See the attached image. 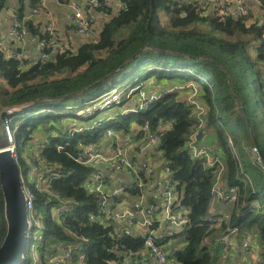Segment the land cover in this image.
Listing matches in <instances>:
<instances>
[{"label":"trees","instance_id":"16d2710c","mask_svg":"<svg viewBox=\"0 0 264 264\" xmlns=\"http://www.w3.org/2000/svg\"><path fill=\"white\" fill-rule=\"evenodd\" d=\"M7 1L0 0V14L7 8ZM23 1L16 16L24 21L33 37L46 39L44 29L32 20H24L25 14L31 13L41 0H28L27 4ZM118 1L126 10H106L107 21L101 30H96V37L86 38L76 49L67 47L62 53L54 48L45 49L44 53L49 55L46 63L36 59L38 48L30 64L16 59L13 52L8 53L3 47L0 25L3 84L0 105L26 107L9 118L7 129L0 124V131L5 133V138L6 132L10 134L25 189L34 196L35 210L44 215L43 242L37 257L41 264H49L60 246H65L71 249L73 257L66 264H80L81 256L85 258L84 264H143L141 261L150 254L145 238L139 232L120 230L113 222L103 221L100 200L87 188L94 170L75 159L84 146L97 147L109 129L126 135L133 125L141 126L147 121L152 131L161 122L171 123L161 138L158 152L170 174L168 182L177 190L175 209H184L190 219L183 234L168 240L157 239L164 246L169 241L186 242L172 256L175 264H217L224 246L218 243L213 249L205 241L222 237L228 226L238 228L239 240L246 235L255 236L261 248L259 253L264 257V213L250 207L255 201L264 205V171L249 153L254 138L264 152V22L253 13L246 18L223 20L216 15H205L198 6H181L178 0ZM260 2L264 4V0ZM162 15L167 18V24L162 21ZM55 42L62 43L58 33ZM107 77L101 85L86 90ZM119 79L124 80L128 91L137 90L130 101L117 107L119 114L114 119L118 121H105L102 130L99 122L90 127L89 122L80 127L81 131L70 123L69 118L90 121L71 114V101L81 106L102 98L115 89ZM151 80L183 87L193 84L200 90L198 100L205 108L201 132L213 142L225 165V186L228 189L239 186L241 202H247L241 217L233 213L221 228L208 230L206 224L212 215L210 191L215 175L203 160L192 158L187 150V142L197 127L195 112L187 106L181 92L166 94L146 109L134 107L133 99ZM123 108L136 112L122 115ZM39 133L46 135L39 147L42 165L33 166L24 155ZM45 171L49 178L39 182L40 174ZM43 187L59 195L70 210L53 215L54 208L62 203L40 191ZM140 194V189H130L112 202L116 205L124 198L134 203ZM118 230L123 232L121 239ZM6 235L0 186V247ZM31 261L32 253L28 251L22 264Z\"/></svg>","mask_w":264,"mask_h":264},{"label":"built area","instance_id":"2783aa9c","mask_svg":"<svg viewBox=\"0 0 264 264\" xmlns=\"http://www.w3.org/2000/svg\"><path fill=\"white\" fill-rule=\"evenodd\" d=\"M49 1L51 0H41L39 5L32 9L31 16L47 14L50 18L51 16L47 11V4ZM56 1L60 5L66 6L67 20L75 33L88 39H93L97 35L95 28L96 16H105V11L108 9L117 12L126 10L124 5L119 1L112 3L109 0H69L68 2L64 1L63 4L60 0ZM178 1L181 6H198V3L200 2V0ZM252 1H254L260 8V19H264V4L261 3L260 0ZM200 10L205 15H216L223 20L231 17L246 18L252 13L246 0H205V3ZM24 20L26 21L28 18ZM45 33L47 35L46 39H40L38 37L33 38L39 51V55L36 56V59L42 63H46L49 60V55L44 53L45 49L54 48L60 53L67 49V46L62 43L55 42L57 28L52 18L46 26ZM27 34L28 30L24 21L20 20L16 14H14L12 16V28L10 30L11 38L15 42L22 44L24 43ZM13 56L16 59L23 60L29 64L34 61L27 51L23 49L14 50ZM195 87L196 86L193 84H190L187 87H171L159 92L157 95H152L149 99L144 98V92H138L137 96H141L142 101H139L135 106L146 109L150 104L157 102L166 94L175 92L179 93L191 89V93L187 97L186 102L187 106L195 112L197 127L187 142V150L192 158L203 160L205 166L214 171L215 180L210 191L212 201H215V204H229L231 206V212L228 217L214 213L209 217V222L206 226L209 231H212L213 229L221 228L226 220H230L233 213L238 217H241L243 215L242 208L247 202L245 200L241 202L239 186H233L230 189L225 186L223 179L225 165L216 154L213 142L210 140L199 142L197 140L198 134L204 127L203 115L205 113V108L198 100ZM136 90H130L128 92L123 90L119 92L117 89H113L102 98L82 104L79 107L77 116L92 120L97 113L115 110L124 102L130 101ZM24 108L26 107H17L15 111L20 112ZM131 112L136 111L126 108L121 110L122 115H128ZM114 118L115 117H110L109 119L116 120ZM8 122L4 124L6 128ZM97 123L98 121H95L93 126ZM170 127L171 123L161 122L157 129L152 131L151 124L147 121L141 126L133 125L131 132L126 135L109 129L105 135L108 139H113L115 144L109 148L107 152H101L95 146H84L75 159L78 163L94 170L88 178L87 188L100 200L99 209L103 216V221L113 222L120 230L136 228L139 234L141 232L145 233V247L150 255L153 256L156 264H175L172 256L175 255L176 251H169L168 253L167 248L164 245H161V243L158 244L157 239L168 240L174 238L176 235L183 234L190 223V219L187 217L184 209H175L177 190L173 183L168 182L161 191V216L166 227V230L161 236H158L155 229V226L159 223L156 216L157 211L153 206L147 203L146 187L151 181L154 165H160L161 170L167 179L170 175L166 167L163 165V160L160 158L158 152L161 138L165 131L169 130ZM81 130L82 128L79 129V131ZM124 137L125 139H123ZM144 137L150 138V148L146 152L142 162H134L128 156L129 150L132 148L131 146ZM230 145H232L231 141ZM148 153L151 155L148 156ZM251 155L254 162L264 171V162L254 148L251 149ZM14 157L16 159V155H14ZM30 158L33 166H36V164L40 165L42 162L40 152L39 154L31 155ZM122 174H129L131 177L130 181L127 183L119 182V176ZM48 178L49 176L45 171L40 174L39 182ZM246 179L251 183V179L248 176H246ZM23 186L27 197V213L30 227L27 252L30 251L32 253V261L30 264H41L40 259L37 257V252L43 242L44 215L35 210V207L33 206L34 196L26 191L24 182ZM130 189L141 190V194L134 203H130L123 198V200L116 205L113 204L112 200L121 198ZM40 191L53 195V197L57 198L62 203V198L57 194L51 193L47 188L43 187ZM64 204L62 203V205L55 207L53 215H61L68 212L70 207H65ZM250 207L252 210L264 213V205H260L258 201L252 202ZM120 230H118L119 239H121L123 235V232ZM238 235L239 232L236 226H228L225 235L220 238H215V240H212L214 238L208 239L205 241V245H210L213 249L217 248L218 243L219 245H223L222 258L229 261L233 260L239 254V248L245 252H254L256 255L259 253L257 245L258 240L255 236L246 235L239 240ZM72 259L71 249L66 248L65 246H60V251L55 257L49 260V264H66L70 263ZM79 262L80 264L85 263L84 256L79 258ZM255 264H264V257L260 255V253L258 254Z\"/></svg>","mask_w":264,"mask_h":264},{"label":"crops","instance_id":"0c3cea01","mask_svg":"<svg viewBox=\"0 0 264 264\" xmlns=\"http://www.w3.org/2000/svg\"><path fill=\"white\" fill-rule=\"evenodd\" d=\"M64 1L68 2L69 0H60L62 4L64 3ZM72 1H75V0H72ZM109 1L112 3H116L118 0H109ZM204 3H205V0H200V2L198 3V6L201 8ZM246 3L251 8L252 13L256 17L260 18V10L258 8V5L252 0H246ZM19 7L20 5L18 4V0H8L6 9L10 11L6 15L3 14L4 11H2L1 13L2 15L0 14V25L2 28L6 29V35H4V37L2 38L3 47L8 53H12L14 50H17V49L26 50L27 53L33 58L37 54V45L33 41L34 37L29 32L27 34V37L24 43L22 44L15 42L10 36V30L12 28V16L16 14V11ZM47 11L51 16L50 18L47 16V14H42L39 16H31L30 11L27 14H25V16L28 18V20H32L37 27H41V29H44V30L46 29V26L49 20L52 18L55 22L60 41L62 42L63 45L67 47H72L76 49V47L80 43H83L86 40V38L75 33L72 30L67 20V8L65 5H60L57 3L56 0H51L47 4ZM106 21L107 19L105 16H100V15L96 16V23H95L96 30L97 31L101 30V28L103 27ZM149 82L145 84L144 90L140 92H145L147 95L152 96V95H157L161 91H164L161 89L153 90L154 83L153 82L149 83ZM169 87H171V85H169L166 89H168ZM159 88H162V85H160ZM184 91L187 92L188 90H184ZM184 91H182L181 93L186 98L187 96L185 95ZM135 98L132 101V105L134 107H136L135 104L139 103V101ZM116 109L109 111V114H111L110 117H115L114 115L119 114V112ZM106 121L111 122L112 120L109 121V118H107ZM40 134L41 133L35 136V139L32 141L35 143V145L31 146L30 144L27 154L25 153L24 157H28V156L30 157L31 155L36 154L35 151L40 147V144L45 140V137L41 138ZM123 139H125V137ZM204 141H207V139L205 138ZM150 143H151L150 138H146V137L142 138L141 140L136 142L133 146H131L132 148H130L128 156L134 162H142L144 160L146 152L150 148ZM114 144H115V141L113 139L106 138L105 140L101 141L98 144L97 149L105 153ZM130 178L131 177L129 174H122L121 176H119V182L127 183L130 181ZM167 183H168V179L164 175L163 171L161 170L160 165L155 164L152 175H151V181L150 183L147 184L146 191H147V203L153 206L156 209V211L160 212L156 214L158 221H159V223L155 226L158 236L159 235L161 236L166 230L165 223H163V219L161 216V210H162L161 209V202H162L161 191H162V188ZM214 209L217 211V212H214V214H222L225 216H229L231 212V208L229 209L227 207H222V205H218V204H214ZM131 230L134 234L138 233V230L136 228H132ZM174 243L176 242L169 241L165 247L168 249ZM170 251L173 252L175 250L170 249ZM258 254L256 255L254 252H245L244 250L239 248V254L233 260H230V261L227 260V261L231 264H255ZM141 262L143 264H156V261L154 260L153 256H151L150 254H146V256Z\"/></svg>","mask_w":264,"mask_h":264},{"label":"water","instance_id":"95a60500","mask_svg":"<svg viewBox=\"0 0 264 264\" xmlns=\"http://www.w3.org/2000/svg\"><path fill=\"white\" fill-rule=\"evenodd\" d=\"M120 71L116 74H119ZM107 79L108 77L93 84L86 90L101 85ZM57 100L58 99L55 101ZM46 102L49 101H41V103ZM15 109L16 108L6 107L1 111L0 121L2 124H6L12 115L18 113ZM247 122L248 126L251 128L252 124L249 118H247ZM251 133L253 134V131H251ZM203 136L204 133L200 132L197 136V140L201 141ZM11 145L13 148L10 145L0 148V186L5 203V219L7 222V235L0 247V264H22L26 258L29 245L30 227L27 213V197L22 182L21 169L14 157L15 146L14 144ZM253 148L259 153L264 162V152L255 138Z\"/></svg>","mask_w":264,"mask_h":264},{"label":"rangeland","instance_id":"374dc122","mask_svg":"<svg viewBox=\"0 0 264 264\" xmlns=\"http://www.w3.org/2000/svg\"><path fill=\"white\" fill-rule=\"evenodd\" d=\"M27 1H28V0H24L23 2H24L25 4H27ZM18 4L21 6V0H18ZM9 11H10V10L6 9V10H4L3 14L6 15ZM1 15H2V14H1ZM161 19H162V21H163L165 24H167V18H166L164 15L161 16ZM259 20H260L261 23L264 22V19H260V18H259ZM4 35H6V29H4V28L1 27V37L3 38ZM151 82L154 83L153 90H154V89H155V90H159V89H161V90H165L169 85H171V87L179 86V85H176L175 83H169V82H166V81H165V82L163 81V82H161V83H157V82H155V81H151ZM151 82H149V83H151ZM0 85H1V86L3 85L1 81H0ZM160 85H162V88H159ZM171 87H169V88H171ZM169 88H168V89H169ZM115 89H117L119 92H121V91H123V90H125L126 92H128V90H129V88L125 89V83H124V80H121V79L118 80V83L116 84ZM195 89H196V91H197V96H200V90H199L197 87H195ZM184 92H185V91H184ZM190 93H191V89H188V91L185 92V95L188 97ZM143 94H144V98H145V99H149V98L152 97V96L147 95L145 92H144ZM135 96H136V95H135ZM183 96H184V95L181 94V97H182V98H183ZM133 97H134V96H133ZM187 97H186V101H187ZM135 99H137V100L140 101V102L142 101L141 96H137ZM0 104H1V103H0ZM69 104H70V106H71L70 109L72 110V111H71V114L76 115V114H77L76 112H78L79 107H80L79 104H76V103H74L73 101H71ZM75 107H76V108H75ZM74 108H75V109H74ZM3 109H4V108L1 107V105H0V113H1V111H2ZM110 116H111V114H109V111H105L104 113L99 114V116L96 117L94 120L87 121V120H81V119L69 118V121H70V123L75 124V126H76L77 128L85 127V126L88 125L89 122H90V125H89V127H90V126L93 125V123H94L95 121H98V122L100 123V124H99V129L102 130V129L105 127V125H106V124H105L106 119H107V118H110ZM91 121H92V122H91ZM0 124H1L2 127H5L4 124L1 123V121H0ZM5 128H6V127H5ZM7 128H8V127H7ZM7 128H6V129H7ZM6 131H7V130H6ZM6 133H7V138H5V133H4L3 131H0V148L7 147V146H9V145L12 147L11 144H13V140L10 138V137H11L10 134H9L8 132H6ZM105 134H106V133H105ZM105 134L103 135L102 141L105 140V139L107 138ZM40 136H41V138H44V137L46 138V135H44L43 133H41ZM107 139H108V138H107ZM10 140H11V141H10ZM204 140H205V135L203 136V138H202L201 141H204ZM199 142H200V141H199ZM34 145H35V143L32 142V143H31V146H34ZM40 151H41V148H38V149L35 151V153H36V154H39ZM250 152H251V150H249V153H250ZM238 154H239V157L242 159V158H243L242 151H239ZM150 155H151V154L148 153V156H150ZM26 160L29 162V161L31 160V158L28 156V157H26ZM23 169L25 170L26 167L24 166ZM34 173H36V172H33V174H34ZM214 204H215V201H212V203H211V209H210V212H211V213L217 212V211L214 209ZM218 205H222V207H227V208H229V209L231 208V206H230L229 204H218ZM140 235L144 237L145 233L141 232ZM185 245H186V242H185V241H179L178 243H174V244H172V245L170 246V248L167 249V252L169 253L170 249H173V250H180V249H182ZM257 245H258V249H259V251L261 252L260 245H259V244H257ZM217 264H231V263H229L226 259L222 258V259H220V260L218 261Z\"/></svg>","mask_w":264,"mask_h":264},{"label":"bare ground","instance_id":"6f19581e","mask_svg":"<svg viewBox=\"0 0 264 264\" xmlns=\"http://www.w3.org/2000/svg\"><path fill=\"white\" fill-rule=\"evenodd\" d=\"M13 148V147H12Z\"/></svg>","mask_w":264,"mask_h":264}]
</instances>
